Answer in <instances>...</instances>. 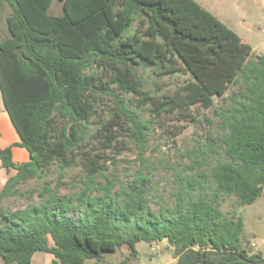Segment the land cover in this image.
<instances>
[{
    "label": "trees",
    "instance_id": "obj_1",
    "mask_svg": "<svg viewBox=\"0 0 264 264\" xmlns=\"http://www.w3.org/2000/svg\"><path fill=\"white\" fill-rule=\"evenodd\" d=\"M60 1L63 13L53 15L54 0H0L12 8L9 35L0 40V90L20 137L14 144L30 155L17 163L11 145L0 147L2 167L16 170L0 203L54 163L81 166L95 186L70 195L45 186L41 203L0 208L3 264H32L36 252L51 253V264L102 262L104 252L124 244L134 254L138 242L163 239L173 246L175 264H264L260 252L244 246L243 218L226 217L217 204L222 193L252 204L264 190V53L251 58L253 47L197 0ZM137 65L185 78L152 95ZM240 77V88L231 90ZM101 94L110 116L93 133L99 144L93 148L86 123L97 114ZM216 96L226 103L218 112L223 158L207 173L217 184L215 197L195 198L191 190L202 189V181L190 179L176 208L157 213L143 169L127 185L117 174L94 180L110 160L116 163L106 151L129 149L127 137L145 155L148 105L158 116L194 118L193 107L210 108Z\"/></svg>",
    "mask_w": 264,
    "mask_h": 264
},
{
    "label": "rangeland",
    "instance_id": "obj_2",
    "mask_svg": "<svg viewBox=\"0 0 264 264\" xmlns=\"http://www.w3.org/2000/svg\"><path fill=\"white\" fill-rule=\"evenodd\" d=\"M208 10L217 15L223 22L232 28L243 41L253 47L251 58L256 59L264 53V0H197ZM12 12L8 2H0V39L6 37L8 32L7 14ZM49 12L53 15L63 13L62 1L54 0ZM137 22L134 23L133 29ZM143 81L144 89L152 95H161L163 92L173 90L185 78L181 73L157 75L153 67L137 65L135 68ZM242 84V77L231 86V90H238ZM128 96L133 97V94ZM97 106V114L90 123H86V141L93 148L98 146L97 140L92 138L103 118H109L106 102L107 96L102 94ZM222 97H215V104L210 108L202 106L193 107L194 118H185L181 113L155 115L151 111L153 105H148L144 111V118L149 119L147 135V151L143 157L139 156L136 143L127 137L129 149L115 154L106 151L116 161L108 162L109 168L104 175L94 178L96 182H105V176H120L126 185L132 181L139 172L144 170L148 178L150 205L154 211L160 213L170 208H176L182 197L183 188L190 189L189 180L200 179L203 188L192 189L195 198L200 193L208 199L215 197L217 184L208 178L212 166L223 158V149L217 137L223 133L219 123V110L225 105ZM20 140L19 134L13 126L8 112L0 111V147L11 145L15 151L14 160L17 163L30 159L25 147L15 145ZM20 161V162H19ZM28 161V160H27ZM16 170L7 171L2 167L0 159V191L4 188L7 179ZM87 184L92 187L95 183L87 178L81 166L62 167L54 163L48 171L40 177L29 178L14 187V192L5 196L0 208L5 211H18L29 208L33 204L41 203L45 186L57 190L61 195H70L80 192ZM120 188V184L116 189ZM92 192H97L95 189ZM217 204L228 218L242 217L246 223L243 243L249 253L255 250L253 241L260 243L256 250L264 254V195L254 203L241 205L237 196L224 193L217 197ZM53 242L51 241V244ZM137 251L133 253L128 244L118 247L115 251L104 252L102 262L99 264H175L173 246L168 239L153 243L140 241L136 245ZM255 251V252H257ZM44 256L45 252L38 253ZM53 257V255H52ZM96 260L88 259L86 264H94ZM52 262V260H51ZM0 263L2 258L0 256ZM36 264H47L43 260Z\"/></svg>",
    "mask_w": 264,
    "mask_h": 264
},
{
    "label": "crops",
    "instance_id": "obj_3",
    "mask_svg": "<svg viewBox=\"0 0 264 264\" xmlns=\"http://www.w3.org/2000/svg\"><path fill=\"white\" fill-rule=\"evenodd\" d=\"M11 13H9V14H7V16H6V19L8 18V16L10 15ZM9 35V34H8ZM7 35V36H8ZM6 36V37H7ZM6 37H4V38H6ZM4 38H1V39H4ZM0 39V40H1ZM6 109H5V105H4V102H3V98H2V93H1V90H0V111H5ZM13 124V123H12ZM14 126V125H13ZM13 155H14V157H15V151L13 152ZM27 160H29V159H27ZM27 160H25V161H27ZM18 162V161H17ZM20 162V161H19ZM262 195H264V190H263V193H262ZM261 195V196H262ZM245 222V221H244ZM245 225H246V223H245ZM244 230H245V233H247V231H246V226H244ZM253 243H255L256 245H255V250L253 251V252H255V251H257L256 250V247L258 248L259 247V245H260V243L258 244L257 242H255V241H253ZM258 252V251H257ZM39 252H36L35 254H34V256H33V261H32V264H36V262H38V263H40L42 260L44 261V262H46L47 264H51V260H52V254L51 253H46L45 252V254H44V256H41V255H39L38 254ZM263 256H264V254L263 253H261ZM1 264V263H0ZM3 264V263H2Z\"/></svg>",
    "mask_w": 264,
    "mask_h": 264
},
{
    "label": "water",
    "instance_id": "obj_4",
    "mask_svg": "<svg viewBox=\"0 0 264 264\" xmlns=\"http://www.w3.org/2000/svg\"><path fill=\"white\" fill-rule=\"evenodd\" d=\"M94 264H99V261H98V260H96V261L94 262Z\"/></svg>",
    "mask_w": 264,
    "mask_h": 264
},
{
    "label": "built area",
    "instance_id": "obj_5",
    "mask_svg": "<svg viewBox=\"0 0 264 264\" xmlns=\"http://www.w3.org/2000/svg\"><path fill=\"white\" fill-rule=\"evenodd\" d=\"M252 245H253V246H255L256 244H255V243H253Z\"/></svg>",
    "mask_w": 264,
    "mask_h": 264
}]
</instances>
